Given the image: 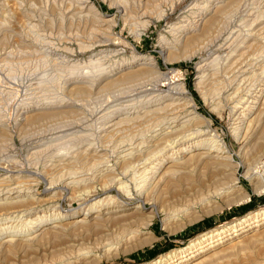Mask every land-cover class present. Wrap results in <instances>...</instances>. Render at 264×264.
Returning <instances> with one entry per match:
<instances>
[{
  "label": "bare ground",
  "instance_id": "obj_1",
  "mask_svg": "<svg viewBox=\"0 0 264 264\" xmlns=\"http://www.w3.org/2000/svg\"><path fill=\"white\" fill-rule=\"evenodd\" d=\"M179 1L109 0V3L118 7L124 23L133 20L129 32L139 38L148 25V21L135 20L140 7L148 11L151 18L161 19ZM59 4L63 10L59 13L58 23L81 19L90 24L88 29L93 31L92 35L98 32L97 35L113 36L116 18L103 13L92 0H61ZM51 5L50 0H0V45L7 37L1 33L4 27L7 29V18L13 17L17 10L24 17L22 25L27 28L24 37L40 47L52 45L54 42L45 41L40 34L42 23L50 20ZM184 12L188 15L168 26L171 40L160 36V53L166 60L190 61L200 57L195 64L194 86L212 111L220 114L225 108L230 109L231 130L238 142L237 152L229 149L218 132L199 129L200 124L208 125L210 121L197 110L181 75L175 73L173 77H167L166 73L158 72L152 56L135 53L127 62L109 64L102 55L89 62L94 70L92 73L88 69H85L88 72L79 73L84 65L70 63L66 57L64 60L60 52L51 53L49 55L60 60L67 74L63 72L66 76L61 77L54 94L38 96L42 89L38 85L40 80L36 81V86L28 82L34 88L27 87L33 91L25 96L22 94L24 97L14 108V127L17 132L21 131L29 125L27 123L31 125L32 121L52 116V113L69 120L65 122L64 118L66 124L44 125L46 129L35 133L34 145L29 148L27 158L28 166L34 171L15 169L19 160L10 155L15 148L13 138L5 124L0 123V257L15 255L22 258L29 253L44 252L51 241L85 234L119 218L137 217L134 220L136 226L132 230L121 227L123 233L118 231L115 242L102 245L104 253L114 256L120 250L127 252L143 247L154 240L151 235L145 236L144 230L153 220L152 209L157 205L155 195L174 178L187 180L190 175L196 177L194 194L197 202L190 205L186 201L182 208L176 209L177 214L164 218L166 225L178 220L180 214L198 219L192 210L195 205L206 215L223 207L242 204L250 199L251 194L264 193V156L260 155L261 151L264 154L261 147L264 145V0H192ZM17 22L21 23V20ZM60 33L61 36H53L56 42L80 44L79 34L63 35L62 30ZM9 57L10 51L0 50V62ZM110 89L113 91L109 92ZM72 92L83 98L90 99L91 94L100 98L97 105L88 107L91 103L88 105L86 98L81 101L64 95ZM83 113L89 117L83 119L86 124L81 119L83 124H80L74 117ZM208 172L212 175L208 176ZM241 178L248 181L250 191L242 185ZM42 182L45 187L40 191L38 186ZM98 190L103 193H97ZM120 194L129 198L139 196L138 202H123ZM63 196L69 198L71 205L90 198L84 207L62 209L58 200ZM147 204H151V212L143 216ZM225 226L214 233H205L208 235L181 248L179 254L169 261L160 262L158 259L152 264H264V205L225 223ZM84 239L87 243L91 240ZM71 249L76 251L68 254H76L74 262L66 258L60 264H89L97 260L89 247ZM46 262L31 257L21 264Z\"/></svg>",
  "mask_w": 264,
  "mask_h": 264
},
{
  "label": "rangeland",
  "instance_id": "obj_2",
  "mask_svg": "<svg viewBox=\"0 0 264 264\" xmlns=\"http://www.w3.org/2000/svg\"><path fill=\"white\" fill-rule=\"evenodd\" d=\"M50 1L52 4L51 5L52 8L54 5L55 6L53 9L50 6L49 9L51 11H49L50 13L48 16V18L50 20H49V22L48 21L44 22V24L42 23L43 27H41V29L43 28V30L40 29V34H43L42 37L44 38L45 41L54 42L52 45H48V46L46 45L47 47L46 46L40 47L37 44H35V42L29 40L27 37H24V34H26L27 28L24 25H22L24 22V17L22 16V14L19 10H17L16 13L14 12L13 17L6 16V18L8 17L7 20H8V23L10 25L8 24L7 29H5L6 27H4L2 30L3 32L1 31V33L6 34L7 37L2 41V43L0 45V50L5 48L6 51H10L11 57H9V59L7 58V61H5L6 63L0 62V65H1L0 66V119H1L0 123L2 125L5 124L4 126H6L8 128V133L10 134V136L12 135L11 138H13L12 142L14 143L13 147H15V148L13 151L10 152V155L12 154L17 160H19L18 161L19 166L16 167L15 169H24V170L26 169V170L34 171V169L31 168L30 166H28V164H27V158L29 155V148H31L32 145H34L33 143L35 141V139H33V137L35 135L39 134L40 131L46 129V127H49V124H57V123L58 124H66V123H64V120L66 119L65 122H67V119L69 120L68 117H66V118L64 116L61 117V115L58 116L57 114L52 113L51 114L52 116L49 115L50 117L48 116L44 119H41V120L39 119L36 122L32 121L31 125H30V123H27L29 125L25 126L21 131L17 132V130H15V127H14V124L16 123L15 119H13L15 116L14 115L15 114L14 108H16V105L22 100V98L26 95V93H28L29 91H33V90H29L32 87V86H29L30 83L33 82L34 83L33 85L36 86L37 82L40 80L38 82V85L40 84L43 90L41 89V92L37 93V95L38 94L40 95L42 93L47 94V95L54 94L56 92V89L60 85L59 83L61 82V77H63L65 74H67L66 72H64L65 70L62 68L61 63L59 62L60 60L56 59L55 57L53 58L52 55H49L51 53H57L58 54L59 52H60L59 53L60 55L64 56V60L67 59V61H69L70 63H76L79 65L82 64V65H80L82 67L84 65L83 69L79 70V73H82V71L85 69H88L89 73H92V71H94V70L92 68H90L89 62L94 61L96 58H98V56L100 57L102 55H103L102 57H105V60L107 59V62L109 64L127 62V61L131 60L132 55L135 53H141V54H145L148 56H152L154 61H155L156 66H157L158 72L160 71V72L166 73L167 77H171V76L173 77V75L175 73H178L179 75H181L182 81L184 82V84H185V86L189 92L188 94L191 95L196 102L197 110L200 113H202L204 116H206L210 121V123L208 125L200 124L199 129L202 131L212 129V130L218 132L221 135V137L226 141L229 149L234 153L237 152L238 142H237V140H236V138H235V136L231 130L232 117H231L230 109L225 108L220 114H218L215 111H212L210 104L205 103L203 101L201 95L199 94V92L196 90V88L194 86V77L196 75L195 64L200 59V57H195L190 61H182V60H176V59H174L175 60L174 61L171 59L172 60V62H171L170 59L166 60L165 57L160 53L162 50V46H161L162 43L159 42L160 36L164 35L166 39L167 38L169 39V40L167 39L168 41L171 40L172 37L168 33V26L173 24V23H177L178 21L183 19L184 16L188 15V13H186L184 11L186 9V6L192 0H181V1H179L174 6V8L172 10L167 11V14L164 17H162L161 19L151 18V15L149 16L148 11H145L142 7H140L141 9L138 8L140 10H138L137 16H136L137 19H135V20L148 21V25L145 27L144 30L141 31V35L139 38H135L134 34L132 32L131 33L129 32L131 30L130 26H132V25H130V23L133 20L130 19L131 22L128 21V22L124 23V21H122V18L120 16L121 14L119 12L118 7H116V5H110L109 0H107L106 2H103L102 0H92V1L97 5V7L103 13H105L108 16H113L116 18L117 24L113 27V36H110V37H106L101 33H99L100 35L99 34L97 35L98 32H96L95 34L92 35L93 31L91 29H88V28H91V26L89 23L85 22V20L76 19L77 21L74 20L72 22L59 20L60 22L58 23V19H60L59 17H60L61 11L63 10L61 6L59 7V5H60L59 3L61 2V0H56V1L50 0ZM56 6H58L59 8H57ZM60 8H61V10H59ZM129 8L127 6V9L130 11ZM56 9L59 11H57ZM144 11H145V13H144ZM52 13H53V15H52ZM5 14H7V12ZM52 16H54V17H52ZM57 16H58V18H57ZM17 17H18V19H17ZM22 19H23V21H22ZM18 20L19 21L21 20V23L20 22L18 23L17 22ZM79 21H80V23H79ZM16 23H18V24H16ZM48 23H50L52 26H50V24H48ZM86 23H87V26H86ZM47 24H48V26H47ZM80 24H82V25H80ZM19 26H20V28H19ZM78 26H79V28H78ZM8 27H10L11 29ZM46 27L48 30L46 29ZM58 28L62 30L63 35H69V34L71 35L73 33L77 34V35L79 34L78 37H79V41H80L81 45L76 43V42H70V43L67 42V43H61V44L58 41L56 42L57 39L54 40L53 36H56V35L61 36V33H60L61 30L57 31V30H59ZM83 29H85V30H83ZM69 30L70 31L72 30V32L70 33ZM50 31H52V32H50ZM80 34H83V35H80ZM17 35L19 38L17 37ZM20 36L23 37V39ZM80 37H82V38H80ZM115 37H116V39H115ZM1 38H2V36L0 37V39ZM25 38H26V40H25ZM93 38L95 39V41H92ZM81 40L85 41V42H81ZM30 41L32 42V44ZM90 41H92V42H90ZM26 43L27 44L29 43L28 44L29 46ZM87 43H88V45H87ZM2 44H3V46H2ZM51 46H52V48H51ZM80 47H81V49H80ZM109 55H111V56H109ZM65 57H66V59H65ZM113 60H114V62H113ZM25 62H26V64H25ZM5 64H6V66H5ZM23 65H25V66H23ZM7 66H9V68ZM23 67H24V70H23ZM12 68H13V70H12ZM16 68L17 69L19 68V69L17 70ZM88 70L87 71L85 70V71L88 72ZM63 72L65 74H63ZM12 75H14L15 77H13ZM34 75H35V79L33 78ZM11 77H13V79ZM28 82H30V83H28ZM42 83L43 84L46 83L45 84L46 86L44 85L46 89L43 88L44 86ZM21 84H22V86H21ZM34 86L32 88H34ZM27 87L29 89H27ZM51 87H52V89H51ZM24 89H26L28 91L25 92ZM6 91L11 95H8V93L6 95ZM108 91L112 92L113 89H110ZM36 92H39V90H36ZM73 93L74 92H72L68 95L65 93L64 95L69 96V97L74 96L73 99H75V97H76L79 100H81L83 98L82 95L78 96V94L76 92L74 94ZM13 94H14V96H12ZM91 96H93V98H91ZM4 97H5V99H3ZM94 97H96V95H94V94L90 95V99L86 98L84 96L83 100L86 98L87 99L86 102L88 103V105L90 103L92 104V105L90 104L88 107H94L95 105L98 104V100L100 97L99 98L97 97L98 99H96ZM77 99H75V100H77ZM7 105H9V106H7ZM78 115L74 116V117H77V118H75V120H79L80 124H83V122L86 124V122L84 120L89 119V117L88 116L85 117L86 116L85 113L78 114ZM40 123H41V125H40ZM32 124H35L36 126L33 125L34 126L33 127ZM87 124H90V121H87ZM38 126H40V127L38 128ZM32 127H33V131L35 130L34 133H32L33 135L31 134V132H33L31 129ZM37 128H38V131H37ZM36 132H37V134H35ZM24 136H26V137H24ZM27 137H29V138H27ZM31 138L33 140H31ZM23 139H25V143H24ZM27 139H28V141H27ZM31 141H32V143H31ZM261 147L264 148V145L262 144ZM27 149H28V151H27ZM262 153L263 152L261 151L260 155L264 156V154H262ZM25 156H26V158H25ZM235 158L238 159L237 156ZM240 169H241L240 170V172H241L242 168H240ZM207 175L210 176L212 174L210 172H208ZM195 178L196 177L194 175L188 176L187 180L182 178V180L185 183L181 179H180L181 180L180 181L178 178H174V180L171 182V184L164 186V188L162 190H160V188H159L157 194L155 195L157 197V205L156 206H158V207H156V206L153 207L152 210H154V214H153L154 216H153L152 223L147 227L146 230H144V232L146 233L145 236L151 235V237H154V240L151 243H149L143 247H137V248H134V250L131 249V250H128L127 252H125V251L123 252L120 250V251H118V253L114 254V256L113 255H107L104 253L102 245L105 242H115L119 233L120 234L123 233L122 230H124V229L125 230H128V229L132 230L136 226L134 220L137 219V217L136 218H128L131 221H129L127 218H119V219H116L111 224L106 225L107 227L101 226L97 229L95 228L97 233L93 229L95 233L93 232V230H89V231H86L85 234L83 232V233L78 234L79 236L76 235V237L74 235H72L74 237H71V236H69V237L65 236L64 237L63 236L62 238H60L56 241H51V243H49L47 245L48 248H47V246L45 247L44 252L40 251L37 253H31V254L29 253V254H26L25 256H22V258H21V256L15 257V255H10V257L6 256V258L0 257V260H1L0 264H21L22 261L29 260V259H31V257L35 261H37V259L41 262L48 261V262H46V264H49V263L50 264H60V262L66 258L68 260L70 259V262L73 263L74 260L76 259L75 258L76 254L68 255L72 252H76L75 250L73 251L71 249L73 247H74V249L83 248V247L84 248L89 247L90 249H92L93 254H95L97 256V260H95L94 262H91L89 264H152L158 259H160V262H163V261L166 262V260L169 261L170 258H174V256L178 255L179 250L181 248L188 247V245L190 243L197 241L198 239L201 240L204 236L211 234V233H214L217 229L218 230H220L222 228L225 229L226 228L225 223H228L234 219H238V218L242 217L243 215H245L246 213L253 211V210L264 205V193L251 194L250 199L247 200L246 202L242 203V204L232 205L230 207H223L222 209L216 210L215 212L206 213V215H204L205 213L203 214L202 210L199 209L197 205H195L192 210L197 216H199L198 219H194L195 221L192 219H189L188 215L186 216L184 214L185 215L184 216L183 214H180L178 217V220L175 218L176 220L169 221L167 223V225L164 224V220H165L164 218L167 216L169 217V215L171 216L172 214H177L178 212L176 211V209L179 210V208H182L185 205L186 201L190 202V205L197 202V200L195 199V194H194L196 192L195 190L197 188V184L194 183ZM176 179H178V181ZM189 180H191V181H189ZM191 182H193V183H191ZM241 183L248 191H250V185H249L247 180L241 178ZM44 187H45V183L42 182L39 184L38 189L40 191H43ZM97 193L102 194L103 190H98ZM112 193L117 194L115 191H112ZM119 197L123 202L132 203V204L137 203L138 198H139V196H135V195H133L131 198H129V197H125L121 194ZM89 198H86V199L80 200V201H76V202H74L73 205H71L69 198L67 196H63L58 200V202L62 206V209L79 208V207H84L86 201ZM150 205L151 204H147V207L143 209V213H142L143 216L150 214L151 208H152ZM179 206H181V207H179ZM170 211L172 212L171 214H170ZM142 214H140V216ZM140 216H138V217H140ZM186 218L188 219V221L186 220ZM117 220H118V222H117ZM123 220L124 221L127 220V221L124 222ZM120 224L121 225L124 224L123 225L124 227L120 226ZM121 227L124 229H122ZM99 229L101 230V232L98 231ZM118 231H119V233H118ZM99 232H100V234H99ZM205 233H208V234H205ZM90 235H91V237H90ZM80 236L83 237V239ZM86 237L88 239L89 238L91 239V240L89 239L91 241V242L89 241L91 244L89 242L87 243V239H84ZM92 238H94V242H93ZM114 238H116V239H114ZM75 239H76V241L78 239L79 242L74 241ZM94 243L96 245L98 244V246H97L98 248H96V245ZM77 244H78V246H76ZM79 245H81L82 247ZM70 249H71V251H70ZM81 252H83V251H80L79 253H81ZM32 255H34V256H32ZM13 257H15L14 260H13ZM18 259H21V260H18ZM9 261H10V263H9Z\"/></svg>",
  "mask_w": 264,
  "mask_h": 264
}]
</instances>
